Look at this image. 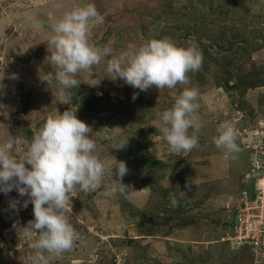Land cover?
Wrapping results in <instances>:
<instances>
[{
    "label": "rangeland",
    "instance_id": "374dc122",
    "mask_svg": "<svg viewBox=\"0 0 264 264\" xmlns=\"http://www.w3.org/2000/svg\"><path fill=\"white\" fill-rule=\"evenodd\" d=\"M162 2L0 0V146L17 156L24 154V146L12 144L13 138L29 141V131L35 134L48 115L68 108L57 101L54 85L50 89L41 80L52 71L45 60L51 25L65 11L92 3L98 15L88 23L89 42L111 49L91 75H77L81 83L72 90V106L79 105L76 115L92 128L97 154L106 165L97 189L69 194L70 206L64 215L75 229L72 247L59 255L32 249L39 234L13 227H27L34 218L31 203L27 208L18 204L14 211L9 201L22 202L26 197L15 189L7 195L0 192V264H26L30 254H39L42 264H264V252L235 241V215L251 199L264 173V45L244 56V92L219 84L221 70L212 63L203 71L207 75L201 82L194 77L188 85L172 89H137L138 97L133 99L129 85L111 78L107 63L129 45L139 46L162 34L167 24ZM188 2L175 0L177 16L169 25L182 22L180 13L192 12L191 6H184ZM214 3L219 11L206 7L198 14L208 27L215 25L217 32L223 28L229 35L231 27L244 23L264 33V0ZM155 17L162 19L158 22ZM179 34L175 30L176 44L184 40ZM193 37H188L189 44ZM204 43L209 45L205 38ZM238 47L234 44L233 50ZM209 50L217 55L219 49L211 46ZM253 80L259 85H250ZM185 87L198 92L201 128L198 146L177 155L162 138L155 113L171 107ZM225 122L236 134V151L218 149L213 143ZM137 160H146V167ZM120 161L128 169L122 178L115 175L113 166ZM115 179H122L128 191L111 193L110 186L118 183ZM190 180L196 182L191 188L186 187Z\"/></svg>",
    "mask_w": 264,
    "mask_h": 264
},
{
    "label": "clouds",
    "instance_id": "9594fccd",
    "mask_svg": "<svg viewBox=\"0 0 264 264\" xmlns=\"http://www.w3.org/2000/svg\"><path fill=\"white\" fill-rule=\"evenodd\" d=\"M97 15L95 5L89 3L65 11L51 25L47 38L49 55L45 60L52 71L41 80L50 89L54 85L57 101L68 108L63 112L56 109L54 114L48 115L30 141L25 142L23 137L11 140L12 144L24 146L22 156L0 146V192L7 195L15 189L19 196L26 197L22 202L9 201L14 211H18V204L27 208L31 203L33 208L34 218L27 227L15 224L13 227L18 232L27 228L38 233L31 248L49 254L59 255L73 245L75 229L64 215L70 206L69 194L76 190L87 193L97 189L106 168L97 154L92 128L77 117L79 105L72 106L75 103L72 90L81 83L77 75L81 72L91 75L93 67L111 54V49H101L89 42L88 23ZM202 63L203 54L195 43L182 47L167 38H153L139 46L129 45L126 51L108 61L107 71L112 73V79L120 78L140 91L153 86L158 90L172 89L177 84L188 85L187 74L198 71ZM132 98L136 99V94ZM197 99V90L185 87L171 107L155 113L160 122L159 132L174 154L187 153L198 146L197 133L201 123L197 115ZM189 129H193L191 134ZM235 140L231 124L225 122L218 129L213 143L218 149L236 151ZM113 166L118 178L127 174L124 162ZM115 180L118 183L110 186L111 193L128 191L122 179ZM195 183L190 180L186 187L191 188ZM172 203L177 202L173 199ZM26 264H42L40 255H28Z\"/></svg>",
    "mask_w": 264,
    "mask_h": 264
},
{
    "label": "trees",
    "instance_id": "16d2710c",
    "mask_svg": "<svg viewBox=\"0 0 264 264\" xmlns=\"http://www.w3.org/2000/svg\"><path fill=\"white\" fill-rule=\"evenodd\" d=\"M162 1L163 2L161 4L166 15L165 20L167 21V24L161 29L162 34L156 39L167 38L173 41L177 37L175 36V30H178L184 36V40L183 42L177 44L175 43L177 46H189L190 44L187 42L188 37L193 35L194 39L192 43H195L203 54V63L201 68L196 72H189L187 74L188 78L190 79L195 77L194 79L197 81H203L207 75V73L203 71H205V69H209L213 63L221 70L217 80L219 84H222L226 89H237L238 91L244 92L245 87H243V85L246 81L245 75L242 74L245 63L244 56L248 55V53H251L252 51L254 52L258 50L259 47L264 45V33L259 32L257 28L245 25L244 23L240 26L231 27L229 30V35H227L228 32H226L223 28L219 29L217 32L215 25L208 27L204 22L206 21L205 18L198 14L204 11L206 7H209L210 12L219 11L220 6H215L214 3L216 0H188L189 2L184 6H191L190 11L192 9V12H185L184 14L180 13L179 18L182 19V22L176 21L172 25H169L170 19L177 16L176 13H173L174 9L176 11V6H173L175 0ZM193 14L196 15L195 18L192 16ZM154 19L159 22L162 18L155 17ZM226 19V17L221 18V20L224 21ZM141 28L144 29V26ZM181 34H179V37ZM204 38L209 41V45L204 43ZM234 44L239 45L237 51L233 50ZM211 46H216L219 49L217 50V55H214V53L209 50V47ZM221 50L225 53L223 54ZM234 69H236V72H234ZM231 80L235 81L232 85H230ZM258 83L259 82L256 80H253L250 82V85L257 86L259 85ZM129 88L131 89L129 95L133 97V95L136 94L138 97L137 89L131 86ZM88 92L91 94L90 98L93 99L94 94L92 89H88ZM86 104H91V101H86ZM33 135L34 134L31 131L28 132L29 141ZM137 161L143 162V167H146V160ZM158 163L164 164L162 162ZM184 182L185 180H181V183ZM253 191L254 190H252L251 195L253 194Z\"/></svg>",
    "mask_w": 264,
    "mask_h": 264
},
{
    "label": "built area",
    "instance_id": "2783aa9c",
    "mask_svg": "<svg viewBox=\"0 0 264 264\" xmlns=\"http://www.w3.org/2000/svg\"><path fill=\"white\" fill-rule=\"evenodd\" d=\"M254 192L245 201L244 209L235 215V241L239 246L248 245L255 252H264V173Z\"/></svg>",
    "mask_w": 264,
    "mask_h": 264
}]
</instances>
